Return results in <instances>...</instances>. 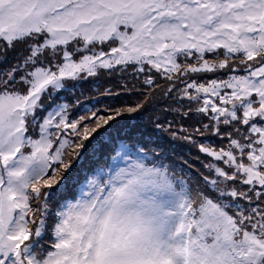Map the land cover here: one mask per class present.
<instances>
[{"label": "snow or ice", "instance_id": "1", "mask_svg": "<svg viewBox=\"0 0 264 264\" xmlns=\"http://www.w3.org/2000/svg\"><path fill=\"white\" fill-rule=\"evenodd\" d=\"M0 264H264V0H0Z\"/></svg>", "mask_w": 264, "mask_h": 264}, {"label": "rangeland", "instance_id": "2", "mask_svg": "<svg viewBox=\"0 0 264 264\" xmlns=\"http://www.w3.org/2000/svg\"><path fill=\"white\" fill-rule=\"evenodd\" d=\"M108 80H109L108 77H102L98 81V85L99 86H108L107 85ZM85 87L87 88V87H89V85H85ZM87 94H89V93H86V95ZM91 95L95 96L96 94L95 93H91ZM135 100H136V98L133 99L132 101H135ZM105 103H110V101H105ZM182 146H183V148H182ZM179 147H180V149H177V151L182 152V153H189L191 155L193 154L192 156H195V149L191 148V146L184 144V145H180Z\"/></svg>", "mask_w": 264, "mask_h": 264}, {"label": "trees", "instance_id": "3", "mask_svg": "<svg viewBox=\"0 0 264 264\" xmlns=\"http://www.w3.org/2000/svg\"><path fill=\"white\" fill-rule=\"evenodd\" d=\"M136 97L135 96H125V99L126 100H133V99H135ZM180 146V145H179ZM179 146H177V149H180V147ZM182 148H183V146H182ZM193 155V154H192Z\"/></svg>", "mask_w": 264, "mask_h": 264}]
</instances>
